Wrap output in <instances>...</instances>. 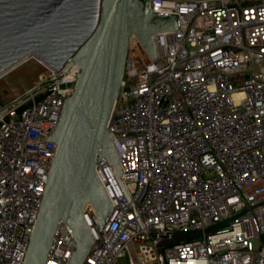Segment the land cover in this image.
Segmentation results:
<instances>
[{"label":"built area","instance_id":"1","mask_svg":"<svg viewBox=\"0 0 264 264\" xmlns=\"http://www.w3.org/2000/svg\"><path fill=\"white\" fill-rule=\"evenodd\" d=\"M150 5L177 15L179 32L154 35V60L129 37L107 124L120 181L97 162L113 210L102 225L84 208L94 244L82 264H161L159 242L194 231L162 247L163 264H264V0ZM43 68V86L0 106V264L24 263L56 150L48 138L78 73L73 61ZM74 245L59 222L45 264H66Z\"/></svg>","mask_w":264,"mask_h":264},{"label":"water","instance_id":"2","mask_svg":"<svg viewBox=\"0 0 264 264\" xmlns=\"http://www.w3.org/2000/svg\"><path fill=\"white\" fill-rule=\"evenodd\" d=\"M169 30L179 32L177 15L152 11L150 0H0V76L29 57L55 71L67 61L78 67L48 138L56 150L23 264L46 263L59 222L70 228L75 242L66 264L83 263L94 244L84 208L91 205L102 225L113 210L95 173L97 162L104 158L120 181L121 156L107 124L122 84L129 37L134 35L154 60V35ZM200 234L173 233L159 242L161 264L163 246ZM148 235L154 238L155 232Z\"/></svg>","mask_w":264,"mask_h":264},{"label":"rangeland","instance_id":"3","mask_svg":"<svg viewBox=\"0 0 264 264\" xmlns=\"http://www.w3.org/2000/svg\"><path fill=\"white\" fill-rule=\"evenodd\" d=\"M20 65L0 79V106L34 86L45 84L46 71L42 66L32 59ZM118 262L123 263L124 260L119 259Z\"/></svg>","mask_w":264,"mask_h":264},{"label":"bare ground","instance_id":"4","mask_svg":"<svg viewBox=\"0 0 264 264\" xmlns=\"http://www.w3.org/2000/svg\"><path fill=\"white\" fill-rule=\"evenodd\" d=\"M29 59H34L35 62L39 65V66H47L45 63H43L41 60H39L38 58H35V57H29V58H26V59H23L21 60L20 62H18L17 64L13 65L12 67L8 68L1 76H0V79L2 77H4L7 73H9L12 69L16 68L17 66H19L20 64L24 63L25 61H28ZM21 66V65H20ZM49 67V66H48ZM19 69V68H18ZM47 69V68H46Z\"/></svg>","mask_w":264,"mask_h":264}]
</instances>
